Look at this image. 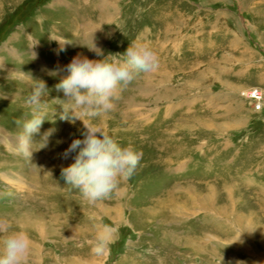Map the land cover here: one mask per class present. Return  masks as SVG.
<instances>
[{"label": "rangeland", "instance_id": "obj_1", "mask_svg": "<svg viewBox=\"0 0 264 264\" xmlns=\"http://www.w3.org/2000/svg\"><path fill=\"white\" fill-rule=\"evenodd\" d=\"M81 1L0 0V217L28 231V264L264 262V102L250 95L264 100V0H106L87 13ZM133 40L150 45L158 67L93 122L143 156L90 203L60 175L83 124L59 118L55 85L78 53L100 58L92 43L106 56ZM34 79L48 89L46 120L27 159L14 137Z\"/></svg>", "mask_w": 264, "mask_h": 264}, {"label": "clouds", "instance_id": "obj_2", "mask_svg": "<svg viewBox=\"0 0 264 264\" xmlns=\"http://www.w3.org/2000/svg\"><path fill=\"white\" fill-rule=\"evenodd\" d=\"M58 42L61 50L68 43ZM87 47L100 58L89 59L78 53L64 69L67 75H61L55 89L64 94V99H56L60 106L59 118L72 123L79 119L83 124L82 138H74L63 153L65 159L74 154L73 162L61 166L60 175L65 185L77 190L85 200L95 203L109 198L121 179L126 180L135 173L143 153L131 143L122 145L110 135L103 123H94L93 119L111 111L119 92L137 75L155 71L158 55L148 43L139 40L131 41L122 54L105 56L94 43ZM30 87L31 91L25 98L30 113L16 121L20 130L14 137L16 154L27 159H32L33 137L46 120L42 102L48 93L42 80L34 79ZM44 139L47 140V134ZM94 245V253L103 252L107 245L103 233L97 234ZM31 247L32 240L25 228L14 227L9 218L0 217V264H28Z\"/></svg>", "mask_w": 264, "mask_h": 264}, {"label": "crops", "instance_id": "obj_3", "mask_svg": "<svg viewBox=\"0 0 264 264\" xmlns=\"http://www.w3.org/2000/svg\"><path fill=\"white\" fill-rule=\"evenodd\" d=\"M140 1H142V0H115V5H117V4L121 5L123 3L134 5V4H138ZM80 4L81 5H88V7H86V9L83 10L84 13H87L91 9L99 12L101 9H105L106 6H108L109 4L112 5L114 3L107 2L106 0H84V1H81ZM101 6H103V8ZM182 30H183V28H182ZM180 48H179V51H180Z\"/></svg>", "mask_w": 264, "mask_h": 264}, {"label": "built area", "instance_id": "obj_4", "mask_svg": "<svg viewBox=\"0 0 264 264\" xmlns=\"http://www.w3.org/2000/svg\"><path fill=\"white\" fill-rule=\"evenodd\" d=\"M250 95L252 97L256 98L258 101H260L261 104H262V102H264L263 96L259 93V91L254 90L253 92L250 93Z\"/></svg>", "mask_w": 264, "mask_h": 264}, {"label": "bare ground", "instance_id": "obj_5", "mask_svg": "<svg viewBox=\"0 0 264 264\" xmlns=\"http://www.w3.org/2000/svg\"><path fill=\"white\" fill-rule=\"evenodd\" d=\"M31 217V216H30ZM31 219V218H30ZM10 220L13 222V225H14V223H15V221H14V218L12 217V218H10ZM21 221V220H20ZM18 222V221H17ZM18 223H20V222H18ZM17 224V223H16ZM20 225L21 226H23L22 225V223H20ZM36 225V224H35ZM25 226V225H24ZM27 226V225H26ZM32 226V225H31ZM14 227H15V225H14ZM37 231V230H36ZM33 248H34V246H33ZM35 250H36V248H34ZM39 250V249H38Z\"/></svg>", "mask_w": 264, "mask_h": 264}]
</instances>
